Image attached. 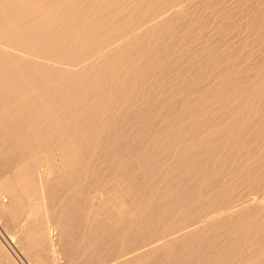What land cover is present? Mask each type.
<instances>
[{"label": "bare ground", "instance_id": "bare-ground-1", "mask_svg": "<svg viewBox=\"0 0 264 264\" xmlns=\"http://www.w3.org/2000/svg\"><path fill=\"white\" fill-rule=\"evenodd\" d=\"M0 264H264V0H0Z\"/></svg>", "mask_w": 264, "mask_h": 264}]
</instances>
